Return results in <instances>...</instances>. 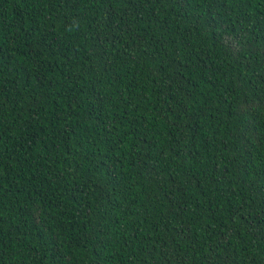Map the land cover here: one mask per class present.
Here are the masks:
<instances>
[{"label": "trees", "instance_id": "1", "mask_svg": "<svg viewBox=\"0 0 264 264\" xmlns=\"http://www.w3.org/2000/svg\"><path fill=\"white\" fill-rule=\"evenodd\" d=\"M0 264H264V0H0Z\"/></svg>", "mask_w": 264, "mask_h": 264}]
</instances>
